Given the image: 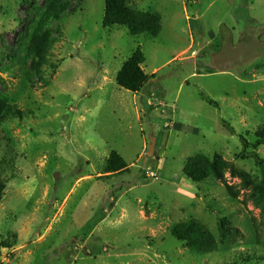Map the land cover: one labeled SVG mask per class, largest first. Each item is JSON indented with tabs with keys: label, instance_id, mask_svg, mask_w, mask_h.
<instances>
[{
	"label": "rangeland",
	"instance_id": "374dc122",
	"mask_svg": "<svg viewBox=\"0 0 264 264\" xmlns=\"http://www.w3.org/2000/svg\"><path fill=\"white\" fill-rule=\"evenodd\" d=\"M47 1L0 0V93L28 111L0 123V240L12 245L0 264H264L258 211L181 174L188 157L217 153L258 176L239 153L264 121V0H129L159 14L155 38L103 28L104 0H67L49 27L54 68L30 87L26 49ZM138 48L154 76L133 94L115 75ZM112 150L128 169L107 177ZM255 152L264 160V145ZM189 218L215 236L226 218L243 238L192 255L168 232Z\"/></svg>",
	"mask_w": 264,
	"mask_h": 264
},
{
	"label": "trees",
	"instance_id": "16d2710c",
	"mask_svg": "<svg viewBox=\"0 0 264 264\" xmlns=\"http://www.w3.org/2000/svg\"><path fill=\"white\" fill-rule=\"evenodd\" d=\"M129 0H104V10L101 25L103 28L123 27L130 37L148 36L155 38L161 30V17L155 12H145L128 5ZM67 0H48L43 14L38 20L30 35L27 49V67L24 70L25 82L33 87L36 82H43V68L54 65L49 62V50L54 39L50 24L59 22L67 10ZM144 55L136 49L132 55L121 65L115 75L116 85L133 94L138 93L142 86L154 75H146L141 68ZM203 101L216 106V103L207 97ZM16 107L5 93H0V123L8 117L23 118L25 113ZM254 139L249 143L240 137L241 151L239 158L253 160L258 169V176L252 177L249 173L237 168L232 162L225 160L220 154L211 157L195 154L188 157L181 169V174L192 183H202L208 179L219 182L226 195L233 200L242 196L241 204L246 207L250 204L258 211V216L251 217V224L255 235L256 246H264V160L255 152L264 145V121L258 124L251 132ZM251 149V150H248ZM128 169L124 159L115 151H110L102 167V174L107 177L119 175ZM227 176V177H226ZM237 180L238 183L230 184L227 179ZM5 184L0 177V201L3 197ZM169 234L178 242L183 243L187 250L196 256H207L218 250V245H233L243 238V234L232 226L226 218L217 220V236L197 218H189L171 224ZM15 238V236H13ZM11 243L0 240V249H10ZM245 256V255H244ZM254 254L246 255L234 260V264L249 263Z\"/></svg>",
	"mask_w": 264,
	"mask_h": 264
},
{
	"label": "water",
	"instance_id": "95a60500",
	"mask_svg": "<svg viewBox=\"0 0 264 264\" xmlns=\"http://www.w3.org/2000/svg\"><path fill=\"white\" fill-rule=\"evenodd\" d=\"M153 142H154V141H153V139H152V140H151V145L149 146L148 151H147V153H146V156H147V157H150V151H151L152 148H153V147H152Z\"/></svg>",
	"mask_w": 264,
	"mask_h": 264
}]
</instances>
